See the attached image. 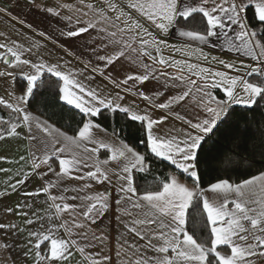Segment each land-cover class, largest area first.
<instances>
[{
    "label": "snow or ice",
    "instance_id": "obj_1",
    "mask_svg": "<svg viewBox=\"0 0 264 264\" xmlns=\"http://www.w3.org/2000/svg\"><path fill=\"white\" fill-rule=\"evenodd\" d=\"M31 6L56 25L35 35L92 59L78 69L53 59L47 43L0 33V141L26 145L18 159L0 155L19 166L0 197L38 184L23 192L31 203L6 208L22 223L0 221V264H72L77 254L85 264H114L97 223L110 209L119 264H264V170L203 181L244 160L240 149L264 158V0H80L75 15H62L71 5L58 0ZM219 46L254 65L205 52ZM88 71L107 78L104 90L90 86ZM53 85L55 103L80 116L71 134L37 114V94ZM104 111L138 125L143 151L96 122ZM217 134L228 144L209 159ZM157 161L172 171L155 174Z\"/></svg>",
    "mask_w": 264,
    "mask_h": 264
},
{
    "label": "crops",
    "instance_id": "obj_2",
    "mask_svg": "<svg viewBox=\"0 0 264 264\" xmlns=\"http://www.w3.org/2000/svg\"><path fill=\"white\" fill-rule=\"evenodd\" d=\"M59 3L62 4H70L71 8L68 10L61 9L62 15L67 14H73L75 13L72 11L80 6V0H58ZM85 4H94L97 7H100L103 5V0H84ZM86 10V9H85ZM20 20L24 21V24L21 25L19 23ZM27 24L33 25V30L30 31L27 28ZM51 25L49 28V33L56 28V25L54 23H51L50 21H46L44 16L37 11L35 8L31 6V0H12L11 4H8V14L0 13V33H5L7 36H9L12 39H16L18 36L21 38V41L27 40L29 38L40 40L42 43H47L48 49L53 53V59H56L58 57H63L65 60H69L71 62V65H74L78 69H82L84 65L92 59L89 57L87 53V49H83L85 52V55L80 54V49L78 48H71L68 49V55H65L63 51H60L59 45L61 43H64L63 40H56L55 37L52 38V41H45L43 38L39 37L38 35H35V33H38L39 31H44L45 27L48 25ZM176 40H170V43H177ZM76 45H83L85 43V38H79L76 41H74ZM219 43V42H217ZM219 48L220 50H218ZM217 51H221L223 53H226V51L222 46L219 47H208L205 48V52L208 53L210 56H217ZM72 53H75V57L72 55ZM169 53H165V55H168ZM47 55V53L45 54ZM240 55L241 54H237ZM176 58H180L178 55ZM63 62V61H61ZM91 68V65H89V69ZM0 70H3L0 68ZM86 75L92 76L95 75V81L91 82L90 86L93 88H97L99 90H104V84L107 82V78L105 77L103 80L99 76V73H91V71L86 72ZM20 77L19 74H16L15 77ZM11 79L9 80V83H11ZM83 83L89 84V80L84 79L82 80ZM0 84H3V81L0 80ZM107 91H111V85L108 86ZM146 90V89H145ZM0 94H3L2 91H0ZM133 99H135L136 104H138L141 108L144 106V103L142 100L136 97L129 96L127 97V103L131 104ZM39 114V112H37ZM160 115V113H157V116ZM42 118L48 119L45 116ZM50 122H52L50 120ZM54 123V122H52ZM59 127L58 125H56ZM176 126H179V122L177 120ZM103 127V126H102ZM105 128V127H104ZM65 130V129H63ZM66 131V130H65ZM109 133H111L112 130H108ZM70 134V133H69ZM26 148L25 144H22L15 139H12L10 141H0V155L7 156L10 160L18 159V156L21 154H24V150ZM103 158V156H102ZM18 165L15 163H7L5 161H0V168L3 169H11L10 172H3L0 171V192L5 191L6 186L9 182L15 181L17 178L15 176V172L18 170ZM72 185H75L77 182L72 181ZM38 184L33 181L32 183H28L21 190H18L17 192H11L9 189V194L5 197H0V221H10L12 223L21 224V218L14 217L11 213L6 212L7 207H14L16 203H31V198H26L23 195L24 191H32L34 187H37ZM93 189L97 191H103V187L93 185ZM45 197L40 196L36 199L38 201H42ZM99 225L98 231L104 232L106 235H109V239L111 243L106 246L105 251L111 250V254L113 256L114 264H119V261L115 257V241L113 240V237L116 239L119 238V232L115 230L116 222L112 218V210L110 209L108 213L105 214V217L102 219V221L97 222ZM96 228V226H93ZM2 235V234H0ZM88 251H99V249H90ZM5 254H0V260L3 259V256ZM8 258L11 259V255L8 254ZM72 264H85L82 257L79 256V254L76 255L75 259L72 261Z\"/></svg>",
    "mask_w": 264,
    "mask_h": 264
},
{
    "label": "trees",
    "instance_id": "obj_3",
    "mask_svg": "<svg viewBox=\"0 0 264 264\" xmlns=\"http://www.w3.org/2000/svg\"><path fill=\"white\" fill-rule=\"evenodd\" d=\"M15 79L16 81H19L20 77L17 76ZM54 92L55 85H53L52 89L41 90L37 94L35 103L39 107L36 111L44 113L46 118L54 122L59 127L63 126V129L69 131L71 134V129L76 127L77 122L80 120V116L67 106L56 104ZM96 122L100 123L108 130L116 128L122 138L127 137L128 140L134 144V146H137L138 150L143 151L142 146L137 143V141L142 138V133L137 130L138 125L130 123L123 114L112 116L108 111H104L102 115L97 118ZM216 139L219 143L209 141L208 145H206V154L209 159L215 156L218 152L222 151L221 145L228 144V140L225 139L224 134H217ZM240 152L241 155L245 157L244 160L237 158V163L227 172L223 170V165L219 166V170L217 171L209 170L203 177L204 183L207 184L217 176L230 177L232 180L237 181L242 178H247L250 174H255L258 170H264V158L260 157L258 153L253 154L251 150L244 151L243 149H240ZM212 167H217L215 161H212ZM166 171H172V169H166L165 165L158 161L155 163V174L163 175ZM148 183H152L151 177H148Z\"/></svg>",
    "mask_w": 264,
    "mask_h": 264
},
{
    "label": "rangeland",
    "instance_id": "obj_4",
    "mask_svg": "<svg viewBox=\"0 0 264 264\" xmlns=\"http://www.w3.org/2000/svg\"><path fill=\"white\" fill-rule=\"evenodd\" d=\"M217 49L220 50L219 48H217ZM217 53H218L217 57H220L221 59H225V60L234 62L237 65L240 64L241 59H243V62L246 63V64H253L254 65V62L251 61L249 58H245V57H242L240 55H236V53H232V52L223 53L221 51H217Z\"/></svg>",
    "mask_w": 264,
    "mask_h": 264
},
{
    "label": "built area",
    "instance_id": "obj_5",
    "mask_svg": "<svg viewBox=\"0 0 264 264\" xmlns=\"http://www.w3.org/2000/svg\"><path fill=\"white\" fill-rule=\"evenodd\" d=\"M12 0H0V7H6L8 9V4H11Z\"/></svg>",
    "mask_w": 264,
    "mask_h": 264
}]
</instances>
